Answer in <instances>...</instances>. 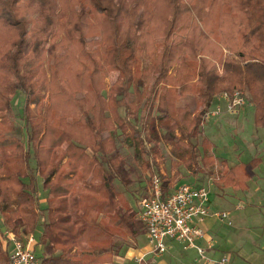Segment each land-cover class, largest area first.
I'll list each match as a JSON object with an SVG mask.
<instances>
[{
    "label": "trees",
    "instance_id": "trees-1",
    "mask_svg": "<svg viewBox=\"0 0 264 264\" xmlns=\"http://www.w3.org/2000/svg\"><path fill=\"white\" fill-rule=\"evenodd\" d=\"M235 89L260 122L264 0H0V231L26 242L40 230L39 264H113L146 234L122 144L147 170L163 142L177 167L205 177L218 159L204 116ZM18 92L22 136L9 115ZM188 96L193 111L179 103ZM234 168L221 183L235 186ZM179 173L159 174L164 196ZM0 262L10 264L1 243Z\"/></svg>",
    "mask_w": 264,
    "mask_h": 264
},
{
    "label": "rangeland",
    "instance_id": "rangeland-1",
    "mask_svg": "<svg viewBox=\"0 0 264 264\" xmlns=\"http://www.w3.org/2000/svg\"><path fill=\"white\" fill-rule=\"evenodd\" d=\"M222 73V71H220ZM117 77V71L111 70L106 73L103 79V88H104V94H106V91L110 87V85L116 80ZM243 92V91H242ZM246 90L244 89L245 95ZM219 96V95H218ZM217 96V97H218ZM179 103H188L190 105L191 111L196 107V101L192 98V96H188L184 99H181ZM250 106L253 108L257 107L254 105L252 101H247ZM245 103V104H246ZM246 104L247 106H249ZM24 105V95L21 92H18L13 100H12V108L9 111V115L11 119L13 120L16 130L15 132L18 135L22 136V129L24 126V120L22 116V108ZM201 106V105H200ZM199 106V107H200ZM218 106L223 108V112L220 115L212 116L211 112L214 111ZM225 103L224 101L219 100L218 98H214L210 107L208 108V114L206 118L203 121L202 129L204 134L206 133L215 143V154L227 157L228 159H233L235 157V153L238 150L247 151L248 153L252 152L248 151L240 141V136L237 137L235 134V127L233 125H230L226 123L223 119L225 118H231L228 114L229 112L225 111L224 109ZM120 113L123 114V110L120 109ZM258 118L260 119V123L264 121V111L260 109L257 113ZM251 116V115H250ZM255 117H256V111H255ZM262 125V124H260ZM259 125V127H260ZM158 130V129H156ZM149 131L144 132V136H149ZM150 144L146 143V147H148ZM160 147L163 151L162 153V159L157 157L155 160L152 157H148L149 162V169L142 170L140 166V160L137 159L134 156V153L132 149L127 146L125 143L122 144L121 147V154L122 156L132 165V167L135 169V172L132 174V183L127 188V200L129 205L138 211V200L139 198L144 195L147 191L150 177L152 174H160L163 172V174L172 175L176 171L180 172V176L176 178L175 185L180 184H192V185H209V193H208V199L209 201H213L215 203L216 207L212 205V209L209 210L208 214H213L216 212H226L227 218L224 221H221L220 219H216L213 227L210 229H207L205 232H209L212 239H214V242L217 247H219V243H223L225 241H221V239L226 240V242H229L232 244L234 248H231L232 252L230 250H224L220 248L221 253L220 255H213L209 254L207 250L206 245L197 244L198 246H201L205 248V254L204 256L208 259L217 261L222 255H228L230 257V260L232 264H248L244 259L241 258L249 257L253 261H255V264H264V210L257 211L259 213H251L249 210L239 209L236 206H234V199H232V195L236 196V190L238 188L234 187L231 184H226L224 186V192H225V198L229 200L230 202H224L222 200H219L216 197V193L219 191L217 190V186L212 184L210 180H208V176L204 177L201 176V173H197L193 171H187L184 166H178L175 164L174 159L171 157L169 153V146L164 144L163 142L160 143ZM239 147V149L237 148ZM248 148H250L248 146ZM238 153H241L239 151ZM264 161V159H263ZM158 163V166L155 164ZM216 163V162H215ZM207 167L203 170V172H207L209 169ZM216 168V167H215ZM207 174V173H206ZM232 175L238 176L236 173H233ZM215 176V174H214ZM217 176V174H216ZM120 188V187H119ZM135 192V195L132 193ZM38 194L39 198H44L46 193L44 192L41 181L38 180ZM210 203V202H209ZM218 211H216V209ZM250 213V215H248ZM230 221V223H228ZM202 228L203 226L200 225ZM39 230V229H37ZM205 230V229H203ZM40 231V230H39ZM38 231L35 232L34 238H38ZM138 245H146L148 244V240L146 238V234H140L137 237ZM219 242V243H218ZM133 245H135V242H132ZM84 245V244H83ZM132 245V246H133ZM36 253H39L40 250H35ZM193 251L191 255L193 256ZM195 259V260H194ZM190 264H205L207 263L204 259H201L197 254H195V257L189 258ZM113 264H131L129 260L124 259L123 261H114ZM209 264V263H207Z\"/></svg>",
    "mask_w": 264,
    "mask_h": 264
},
{
    "label": "built area",
    "instance_id": "built-area-1",
    "mask_svg": "<svg viewBox=\"0 0 264 264\" xmlns=\"http://www.w3.org/2000/svg\"><path fill=\"white\" fill-rule=\"evenodd\" d=\"M218 98L225 103V111L235 114L246 103L244 93L240 90L222 92ZM223 108L218 106L211 112L212 116L220 115ZM208 114H205L204 119ZM209 185L180 184L175 186L172 193L163 195L161 190L160 175L154 173L150 177L147 191L138 200L137 215L146 228V237L151 251L155 255H162L168 246L166 240H175L183 248H195L197 255L209 264H232L228 255H222L214 261L204 256L205 248L197 245L198 239H205L206 246L211 247V239H206L205 232L200 222L208 215ZM216 217L221 221L227 218L226 212H216ZM230 223V221L228 222ZM12 248L9 251L10 264H39L32 249L33 236L30 235L26 242L9 234ZM145 253L134 257L136 264H141ZM206 263V264H207ZM147 264H153L148 262Z\"/></svg>",
    "mask_w": 264,
    "mask_h": 264
},
{
    "label": "crops",
    "instance_id": "crops-1",
    "mask_svg": "<svg viewBox=\"0 0 264 264\" xmlns=\"http://www.w3.org/2000/svg\"><path fill=\"white\" fill-rule=\"evenodd\" d=\"M218 98V97H216ZM219 99V98H218ZM220 100V99H219ZM248 104V103H246ZM246 104L242 105L238 112L235 114L229 113L228 115L231 118H225L223 119L226 123L233 125L235 127V134L237 137L240 138V141L242 142L243 146L248 150L251 151L248 153L247 151L238 150L235 153V157L233 159H228L227 157L220 156L215 154V143L214 141L205 133L207 138L213 143L214 148L212 149V152L214 156L217 157L216 163H214L213 166L209 167L208 169V180L214 185H216L217 190H219L216 193V197L219 200H222L224 202H230L227 200L225 196L224 184L220 182L218 179L219 176L228 171L231 167H235L234 170L238 176L232 175L231 173V182H234L236 188H238V192H236V196L232 195V199H234L235 203L234 206H236L239 209L249 210L251 213H259L257 211L264 210V121L262 123L257 122L255 119V108L252 106H247ZM251 115V116H250ZM262 124V125H260ZM260 125V127H259ZM248 146L250 148H248ZM239 149V147H237ZM241 151V153H238ZM216 167V168H215ZM205 171V170H204ZM207 172H204L207 173ZM215 174V176H214ZM217 174V176H216ZM202 176V175H201ZM234 178V179H233ZM219 180V182H216ZM177 186V185H174ZM45 198H42V202ZM210 202V203H209ZM231 203V202H230ZM214 205L216 207L215 203L213 201L208 200V208L211 210ZM216 209V208H215ZM216 211H218L216 209ZM250 215V213L248 214ZM217 217L214 213L208 214L201 222L200 225L203 226L204 232L207 231V229H210L213 227ZM2 232V233H1ZM39 232V231H38ZM37 232V234H38ZM10 233L2 230L0 231V243L3 250L10 251L12 248V240L10 239ZM206 239H211L212 246L209 248L207 247V252L213 255H220L221 253L220 248L224 250H231V248H234L231 243L226 242V240L221 239V241H225L223 243H219V247L214 242V239H212L209 232H205ZM147 238V237H146ZM38 239H35L33 237V243H35ZM137 238L135 240L134 247L127 248L123 250V252L114 257V261H123L124 259H127L130 261L131 264H136L134 257L139 256L143 253H145L144 260L141 262V264H147L148 262H152L153 264H190L189 258L195 257V254H197L195 248H186L184 249L182 244L175 240H166L167 243V250L162 255H155L151 251V246L149 244L146 245H138ZM197 244L206 245L205 239H198ZM35 250H40V246L36 245L34 246ZM193 251V256L191 255ZM39 254V253H36ZM244 261L248 264H255V261H253L249 257H242ZM195 260V259H194ZM0 264H2L0 262ZM206 264V263H205Z\"/></svg>",
    "mask_w": 264,
    "mask_h": 264
}]
</instances>
